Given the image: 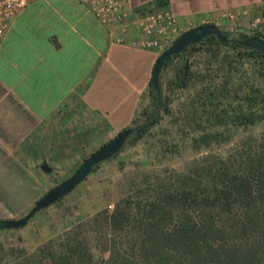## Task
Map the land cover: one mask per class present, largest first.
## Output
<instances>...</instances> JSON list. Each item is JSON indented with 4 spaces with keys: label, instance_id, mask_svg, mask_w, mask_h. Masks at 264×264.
I'll return each instance as SVG.
<instances>
[{
    "label": "trees",
    "instance_id": "obj_1",
    "mask_svg": "<svg viewBox=\"0 0 264 264\" xmlns=\"http://www.w3.org/2000/svg\"><path fill=\"white\" fill-rule=\"evenodd\" d=\"M222 31L227 42L208 35L164 61L159 99L150 82L152 108L142 110L144 119L111 158L152 135L164 117L169 126L157 131L161 143L154 146L162 156L178 150L174 134L194 153L207 152L226 129L264 120V53L238 43L264 36ZM174 60V77L163 87ZM160 181L147 179L31 251L0 244V264H264V136L226 157L206 154Z\"/></svg>",
    "mask_w": 264,
    "mask_h": 264
},
{
    "label": "crops",
    "instance_id": "obj_2",
    "mask_svg": "<svg viewBox=\"0 0 264 264\" xmlns=\"http://www.w3.org/2000/svg\"><path fill=\"white\" fill-rule=\"evenodd\" d=\"M263 3L124 0L126 43L117 44L118 28L101 25L77 0L30 2L0 44V220L27 214L51 178L90 147L139 123L162 52L129 45L140 35L134 25L139 15L168 9L190 29L221 10L245 9L237 33H247L249 19Z\"/></svg>",
    "mask_w": 264,
    "mask_h": 264
},
{
    "label": "rangeland",
    "instance_id": "obj_3",
    "mask_svg": "<svg viewBox=\"0 0 264 264\" xmlns=\"http://www.w3.org/2000/svg\"><path fill=\"white\" fill-rule=\"evenodd\" d=\"M229 32L232 35L238 34L237 31ZM176 62L178 60L172 61L164 69L161 77L163 87L174 77ZM179 95L184 97L183 93ZM150 101L149 97L146 107L150 105ZM177 101L178 99H174V104ZM149 107L152 108V106ZM141 113L139 123L144 119ZM169 121V117L161 119L159 124L150 129L149 133L152 135L146 134L137 144H130L121 151L116 158L104 161L97 171L89 174L63 198L33 215L24 226L15 228L13 231L0 229V244L5 247L18 246L31 251L48 238L65 231L98 209L112 207L119 197L133 192L147 179L152 183L161 182L164 176L168 177L185 171L193 161L202 159L206 154L226 157L238 149L245 140L264 136V120L246 128L236 129L232 126L228 131L225 130L226 135L221 144H215L207 152L194 153V150L185 143L187 141L183 142L177 134H174V141L179 144L178 150L162 156L157 153L159 148H155L158 143H161L160 136L156 133L161 130V127L169 126ZM115 135L109 136L106 142ZM98 147L100 146L90 147L78 162L69 164L58 175L51 178V185H48L45 192L68 177L83 159Z\"/></svg>",
    "mask_w": 264,
    "mask_h": 264
},
{
    "label": "built area",
    "instance_id": "obj_4",
    "mask_svg": "<svg viewBox=\"0 0 264 264\" xmlns=\"http://www.w3.org/2000/svg\"><path fill=\"white\" fill-rule=\"evenodd\" d=\"M34 0H0V44L5 33L10 28L15 16ZM103 26L113 30L118 28V34L113 38L117 44L125 42V31L129 17L124 10V0H77ZM260 13L251 17L247 24V34L264 36V3L258 5ZM247 10L226 9L204 22L218 27L224 25L229 31L239 29L238 22L247 15ZM139 36L129 42V45L141 49L165 50L173 41L188 29L178 21L176 15L164 8L149 10L134 20ZM202 25V24H201Z\"/></svg>",
    "mask_w": 264,
    "mask_h": 264
},
{
    "label": "water",
    "instance_id": "obj_5",
    "mask_svg": "<svg viewBox=\"0 0 264 264\" xmlns=\"http://www.w3.org/2000/svg\"><path fill=\"white\" fill-rule=\"evenodd\" d=\"M208 35H214L221 42H227L228 39L223 33L222 29L214 24H202L190 28L180 34L173 43L163 50L157 57L153 66L151 74V85L154 87L157 93V100L159 99V84L158 78L161 67L164 61L172 56L179 54L184 48L190 44L197 43ZM238 43L244 47L255 49L258 52L264 53V38L257 36L246 37L242 40H238ZM186 67H183L179 76V82L181 83L186 74ZM154 122V121H153ZM152 122V123H153ZM142 127L138 129L137 133L142 131ZM133 129L131 127L126 128L117 133L110 140L102 144L76 167V169L65 179L58 182L55 186L45 192L35 203L31 210L24 216L17 219H3L0 220V229H15L24 226L29 219L35 215L38 211L50 206L54 202L60 200L66 194H68L75 186L83 181L90 173L94 166L108 160L113 157L125 144L128 137L132 134ZM44 171H50V167L47 164L42 165Z\"/></svg>",
    "mask_w": 264,
    "mask_h": 264
}]
</instances>
